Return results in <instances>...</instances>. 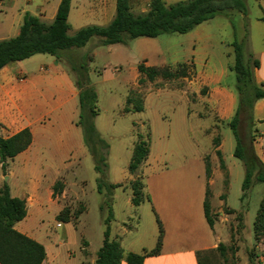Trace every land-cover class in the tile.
I'll return each instance as SVG.
<instances>
[{"label": "rangeland", "instance_id": "1", "mask_svg": "<svg viewBox=\"0 0 264 264\" xmlns=\"http://www.w3.org/2000/svg\"><path fill=\"white\" fill-rule=\"evenodd\" d=\"M151 1L129 0L130 11L134 14L146 13ZM182 1L187 0H162L165 5ZM242 1L246 5L245 14L231 7V0H225L221 13L186 33L125 38L123 45L111 47L100 44V39L94 37L84 47L73 49L72 57L66 54L60 58L77 86L91 89L96 96L94 102L88 101L96 114L92 123L97 138L92 142V147L98 158L103 159L101 165L104 171L100 173L95 169L96 162L81 134L82 152L76 151L78 159L65 167L57 179L63 182L64 190L66 187V197L61 199L62 194L57 196L58 205L44 207L40 219H29L31 232L37 234L46 253L56 251L53 264H93L106 230L109 238L117 240L125 253L140 250L141 244L143 249H153L158 235V215L151 204L147 186L157 175L176 173L182 167L198 174V184L203 185V196L207 190L209 192L212 214L221 207L225 215L223 217L227 222L221 223L215 213L217 221L210 228L200 207L206 233L214 230L220 237L219 242L225 243L231 232L225 258L215 251L206 256L207 264H264V259L259 256L264 245L257 244L253 235L254 218L264 197V183L251 181L249 191L242 198L245 167L242 160L234 155L236 140L229 127L232 118L223 122L214 114L199 116L208 112L207 104L201 101L207 89L195 85L193 90L187 86L193 78L190 72L192 63L206 72L227 70L228 77L224 82L235 84L236 77L230 69L234 63L232 44L235 41L243 43V55H247L248 26L262 16L264 4V0ZM37 3L39 0L31 3L18 0L17 8H28L38 14L35 11ZM88 3H92L91 0H71L70 18L67 21L69 35L88 25L105 26L115 14V0L108 3L106 17L97 12L92 16L84 13L87 8L81 4ZM257 32V29H253L255 41L260 37ZM43 56L50 57L46 54ZM141 63L173 69L178 68L179 64H186L188 75L176 79L159 77L152 83L138 85L140 75L137 66ZM131 90L141 95L143 109L140 112H123ZM79 116L80 107L75 117L76 123ZM238 119V134L248 157L252 151L255 153L253 123L246 112L241 113ZM138 135L143 139L148 137L149 155L130 175L127 166ZM214 144L220 145V150ZM216 150L221 152L225 169L220 168ZM6 165L2 168L0 164V188L4 183L11 187H22L21 182L5 180ZM207 165L209 177L213 175L211 186L207 185ZM45 178L43 186L49 184L47 181L51 180V175ZM134 179L143 184L144 200L138 206L131 204L130 190L122 187L126 181ZM218 195L221 196L218 198ZM64 206H68L71 212L81 208L84 211L78 215L76 222H57L55 216L58 209Z\"/></svg>", "mask_w": 264, "mask_h": 264}, {"label": "crops", "instance_id": "2", "mask_svg": "<svg viewBox=\"0 0 264 264\" xmlns=\"http://www.w3.org/2000/svg\"><path fill=\"white\" fill-rule=\"evenodd\" d=\"M32 1L25 0L26 3ZM60 1L39 0L35 10L38 11L37 14L28 8L19 10L18 0H0V12H3L0 16V40L19 34L25 14L36 16L42 22L47 21L45 24H50ZM91 2L81 4L87 8L84 13L92 16L97 12L106 17V7L110 0ZM69 18L70 9L67 21ZM253 29L258 30L260 37L257 41L254 40ZM248 31L245 53L258 61L259 65L253 71V77L255 85L264 91V4L262 16L249 23ZM74 52L69 50L64 55L72 57ZM43 55L45 54H35L0 69V137L9 138L24 129H29L31 133L30 145L6 165L5 180L12 179L14 182L23 183L18 188L8 185L10 195L25 200L27 210L26 217L16 223L14 228L38 243L37 234L31 232L29 219L32 217L31 221H36L40 219L44 207L58 205L57 197H52V186L65 167L78 159L76 151L81 153L83 150V132L75 120L79 110L77 83L59 58ZM196 66V63H192L190 72L193 73V78L187 86L193 90L195 85L207 89L201 101L207 104L208 112L199 116L214 114L220 121H229L235 114L238 95L235 84L224 82L228 77L227 70L206 72ZM251 116L256 136L253 149L255 155L264 161V98L254 101ZM218 149L220 150V145ZM179 169L171 170L177 171L176 173L157 175L147 186L151 204L163 224L164 235L159 254L146 257L142 264H199L197 254L209 255L215 252L218 244L223 243L219 242L220 237L214 230L206 233L203 227L200 207L203 209L205 195L203 196V185L198 184V174H194L192 170L187 171L185 167ZM48 174L51 175V180L47 181V186H43ZM129 181L123 184L124 189H129ZM212 184L213 175L207 178V185ZM66 193L65 187L61 199L66 197ZM216 214L219 222H227L221 207ZM228 237L223 243L226 246L231 239V232ZM139 247L140 250L133 252L141 253L142 244ZM55 257L56 251L46 253L41 264H53ZM121 264L126 263L121 261Z\"/></svg>", "mask_w": 264, "mask_h": 264}, {"label": "trees", "instance_id": "3", "mask_svg": "<svg viewBox=\"0 0 264 264\" xmlns=\"http://www.w3.org/2000/svg\"><path fill=\"white\" fill-rule=\"evenodd\" d=\"M225 0H187L165 5L162 0H152L150 9L146 13L134 14L130 11L129 0H116L115 15L105 26L88 25L78 29L74 34H68L67 18L70 9V0H61L55 17L50 24H45L38 17L30 14L23 16L19 34L13 38L0 40V69L9 63L25 60L35 54H48L55 58H61L66 50L84 47L94 37L100 39L102 45L123 44L125 38L133 39L139 37L154 38L166 33H186L195 26L214 18L224 10ZM231 7L239 12L246 13V5L242 0H231ZM247 35V33H246ZM234 63L230 69L234 72L235 90L238 95L237 107L234 116L229 121L235 140L236 147L234 155L242 160L245 167L244 180L242 182V198L250 189L251 181L264 183V161H261L255 153L246 157L242 147L240 135L238 134L239 115L246 112V116L252 122V106L255 100L264 98V91L260 90L254 82L253 71L258 68V61L252 55H243V43L234 42ZM178 68L169 66H146L143 63L137 66L140 77L137 84L144 82L152 83L156 78L176 79L186 78L188 75L186 64L177 65ZM82 73H84L82 71ZM85 74V73H84ZM79 89L80 116L76 123L82 129L84 141L90 150L92 158L96 162L95 169L103 173L102 158H98L92 142L97 138V132L93 126L92 119L96 115L93 107L88 101H95L96 96L87 87ZM142 98L136 91L131 90L126 98L123 112L142 111ZM217 139V138H216ZM215 139V140H216ZM219 141V139H217ZM31 143L29 129H24L9 138L0 137V164L4 168L5 163L12 160L17 154L24 151ZM252 138H250V144ZM215 147L216 144H214ZM253 150V149H252ZM221 169H225L221 152L216 150ZM149 155V140L138 135L133 144L131 157L127 166L129 174L137 171L139 166L146 161ZM209 166H206L207 178L209 177ZM119 185H115L118 187ZM122 186V185H120ZM113 188L114 185H109ZM127 187L131 190L130 202L138 206L143 200V184L134 179L129 181ZM64 184L57 180L52 186L53 198L62 194ZM209 192L205 193L203 202V213L210 228L216 221V215L212 214L209 206ZM84 211L71 212L68 206H64L55 216L57 222H76L78 215ZM27 214L25 200L12 197L6 183L0 188V264H41L46 252L40 243L18 232L14 226L22 221ZM158 235L153 249H143L141 253L127 252L121 248L117 240L109 238V232H104L101 247L96 253L93 264H142L146 257L159 254L164 230L162 223L156 216ZM254 241L264 245V197L258 206L253 222ZM227 246L218 244L215 251L220 257L225 258ZM199 264H207L206 254H197ZM264 259V250L259 253ZM262 264V263H258Z\"/></svg>", "mask_w": 264, "mask_h": 264}]
</instances>
